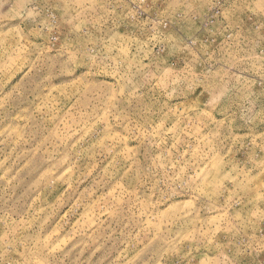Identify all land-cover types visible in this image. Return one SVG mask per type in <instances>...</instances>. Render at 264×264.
I'll return each instance as SVG.
<instances>
[{"label": "rangeland", "instance_id": "1", "mask_svg": "<svg viewBox=\"0 0 264 264\" xmlns=\"http://www.w3.org/2000/svg\"><path fill=\"white\" fill-rule=\"evenodd\" d=\"M0 264H264V0H0Z\"/></svg>", "mask_w": 264, "mask_h": 264}]
</instances>
